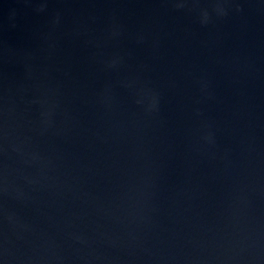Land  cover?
Wrapping results in <instances>:
<instances>
[{"label":"water","instance_id":"obj_1","mask_svg":"<svg viewBox=\"0 0 264 264\" xmlns=\"http://www.w3.org/2000/svg\"><path fill=\"white\" fill-rule=\"evenodd\" d=\"M0 264H264V0H0Z\"/></svg>","mask_w":264,"mask_h":264}]
</instances>
